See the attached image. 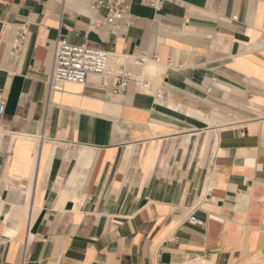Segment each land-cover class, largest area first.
<instances>
[{
	"label": "crops",
	"instance_id": "1",
	"mask_svg": "<svg viewBox=\"0 0 264 264\" xmlns=\"http://www.w3.org/2000/svg\"><path fill=\"white\" fill-rule=\"evenodd\" d=\"M129 9L115 35L88 0H0V264H264V0ZM59 35L154 54L153 91L49 92Z\"/></svg>",
	"mask_w": 264,
	"mask_h": 264
},
{
	"label": "built area",
	"instance_id": "2",
	"mask_svg": "<svg viewBox=\"0 0 264 264\" xmlns=\"http://www.w3.org/2000/svg\"><path fill=\"white\" fill-rule=\"evenodd\" d=\"M91 11L95 16H102L103 20L92 18L90 30L99 32L107 28L115 35L127 34L134 24L135 17L129 9V0H88ZM139 1L142 5L159 10L162 0H131ZM27 25L17 28L16 38L12 48V57L18 59L22 54L28 40ZM155 55L147 51H137L126 61L123 55H115L107 50L91 48L87 45H77L68 42L67 38L59 35L55 42L52 71L48 76L47 84L49 92L62 90L66 83L85 84L91 76L100 78V84L118 95L124 94L129 82H133L137 89H152V82L136 76L130 69L144 68ZM131 65V66H130ZM185 64H181V68ZM167 94L163 88L155 92V100L158 104L166 102ZM7 101L0 95V130L6 115ZM192 222L195 218L190 219Z\"/></svg>",
	"mask_w": 264,
	"mask_h": 264
},
{
	"label": "bare ground",
	"instance_id": "3",
	"mask_svg": "<svg viewBox=\"0 0 264 264\" xmlns=\"http://www.w3.org/2000/svg\"><path fill=\"white\" fill-rule=\"evenodd\" d=\"M63 2V1H62ZM64 3V2H63ZM245 49V48H243ZM148 66L150 67V71H151V74H154L156 69L154 66H152V63H149ZM144 76V75H143ZM150 78V77H149ZM151 80V79H150ZM154 82V81H153ZM99 83V82H98ZM100 84V83H99ZM154 85V84H153ZM145 89L146 91H153L151 88L150 89H147V88H143ZM155 89V87H154ZM168 101H166L165 103H163V105H166V106H169L170 108H173V109H177V110H180V108H177L176 106H174L173 103L169 102L167 103ZM1 131V130H0ZM14 232V231H13Z\"/></svg>",
	"mask_w": 264,
	"mask_h": 264
},
{
	"label": "rangeland",
	"instance_id": "4",
	"mask_svg": "<svg viewBox=\"0 0 264 264\" xmlns=\"http://www.w3.org/2000/svg\"><path fill=\"white\" fill-rule=\"evenodd\" d=\"M129 63H130V61H129ZM131 66V65H130ZM132 67V66H131ZM154 75V74H153ZM152 77V76H151Z\"/></svg>",
	"mask_w": 264,
	"mask_h": 264
}]
</instances>
